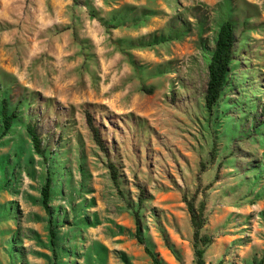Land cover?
Listing matches in <instances>:
<instances>
[{"label":"rangeland","instance_id":"obj_1","mask_svg":"<svg viewBox=\"0 0 264 264\" xmlns=\"http://www.w3.org/2000/svg\"><path fill=\"white\" fill-rule=\"evenodd\" d=\"M226 20L236 56L208 116L209 53ZM150 36L166 41L137 46ZM2 99L19 115L0 137V264H152L136 219L162 264H195L183 197L196 191L205 264H264V0H0V113Z\"/></svg>","mask_w":264,"mask_h":264},{"label":"trees","instance_id":"obj_2","mask_svg":"<svg viewBox=\"0 0 264 264\" xmlns=\"http://www.w3.org/2000/svg\"><path fill=\"white\" fill-rule=\"evenodd\" d=\"M91 12L92 18H97L94 11ZM103 27L106 29H117L122 26L123 23H106L102 19H98ZM136 21H134V24ZM165 37H147L145 39L137 41L140 47H147L152 45H157L165 42ZM235 34L234 25L232 21L226 20L222 22L216 33L214 44L210 50L209 60L207 64V83L204 92L203 102L204 108L208 116H212L216 112V107L219 105L220 100L223 95L224 88L226 87L229 74L231 71L232 63L236 56L235 52ZM150 92V91H149ZM95 109H90L88 105L83 107L85 125L90 133L91 139L97 148L104 154L107 160V169L109 170L110 179L113 183L115 189L120 192L119 174L116 163L111 159V151L107 145L106 139L100 131V127L96 122ZM264 110V107H263ZM18 110L16 108L9 110L8 104L5 99L1 100V132L0 137L5 136L8 131L12 128L14 121L18 118ZM27 133L30 137V141L34 152L41 158H45V150L42 147V141L37 134L36 125L29 120L26 125ZM210 157H214V148L209 153ZM202 168H205L204 164H200ZM264 167V165H262ZM51 191V175L47 171L44 186L41 189L42 205L45 211L48 212L49 206L48 202L50 200ZM196 191L190 198L186 196L183 197V202L186 205L187 213L189 215V222L192 229V248L193 255L195 259V264H205L204 253L207 246L211 243L210 239L206 236H201V231L206 224L205 217V203L201 201L198 205L196 204ZM144 189L139 188V196L137 200L138 207L142 206L144 202ZM136 219L135 225V237L137 241L144 245L145 252L150 257L152 264H162L158 259L157 255L153 253L149 247L145 244V241L141 235V226ZM50 232V242L53 244L54 239V229L51 227Z\"/></svg>","mask_w":264,"mask_h":264}]
</instances>
